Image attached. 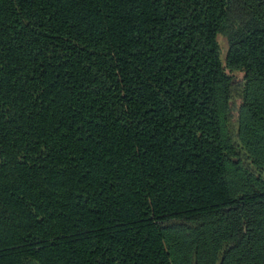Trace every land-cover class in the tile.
Returning <instances> with one entry per match:
<instances>
[{
	"label": "trees",
	"instance_id": "obj_1",
	"mask_svg": "<svg viewBox=\"0 0 264 264\" xmlns=\"http://www.w3.org/2000/svg\"><path fill=\"white\" fill-rule=\"evenodd\" d=\"M206 226L205 264H264V0H0V264Z\"/></svg>",
	"mask_w": 264,
	"mask_h": 264
},
{
	"label": "rangeland",
	"instance_id": "obj_2",
	"mask_svg": "<svg viewBox=\"0 0 264 264\" xmlns=\"http://www.w3.org/2000/svg\"><path fill=\"white\" fill-rule=\"evenodd\" d=\"M221 49H222V57L226 50V43L224 38L221 36L218 38ZM238 173L234 170L230 171V180L234 186L238 185V180H241ZM210 226L203 227L201 229H189V230H181L179 227L167 229V241L170 247L173 249L174 255L176 256L177 264H185L187 263V257L190 256L191 251L199 247L200 255H202L203 262L207 260V249L210 246L209 241L207 240V236L209 235ZM199 253V252H198Z\"/></svg>",
	"mask_w": 264,
	"mask_h": 264
}]
</instances>
